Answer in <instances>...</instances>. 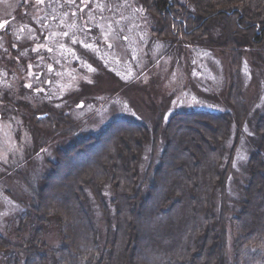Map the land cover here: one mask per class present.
Wrapping results in <instances>:
<instances>
[{
    "label": "trees",
    "instance_id": "1",
    "mask_svg": "<svg viewBox=\"0 0 264 264\" xmlns=\"http://www.w3.org/2000/svg\"><path fill=\"white\" fill-rule=\"evenodd\" d=\"M141 2L159 39L183 46L206 39L230 58L232 116L176 112L164 124L156 109L153 127L114 121L55 148L34 186L17 174L23 162L13 165L5 176L13 172L29 198L13 215L18 222L4 227L17 224L19 243L0 235L3 264H264V111L246 121L240 81L244 55L256 64L264 56V0ZM213 20L222 27L217 40ZM13 87L0 95V114L25 118L45 139L37 150L52 147L54 131L75 129L65 113L25 101ZM54 119L61 129L39 125ZM245 131L248 159L237 171L233 157ZM54 229L57 246L47 240Z\"/></svg>",
    "mask_w": 264,
    "mask_h": 264
},
{
    "label": "rangeland",
    "instance_id": "2",
    "mask_svg": "<svg viewBox=\"0 0 264 264\" xmlns=\"http://www.w3.org/2000/svg\"><path fill=\"white\" fill-rule=\"evenodd\" d=\"M22 1L32 2L25 10L28 13L20 8ZM63 1L0 0V20L8 19L6 30L0 32V66L11 65L8 72L14 69L15 73L6 79L7 87L0 85V95L16 90L13 86L24 87L20 94L25 101H41L52 111L65 113L76 126L66 136L54 131L53 123L57 129L62 124L55 119L39 124L56 134L52 147L40 151L38 145L45 139L25 118L6 112L0 120V235L13 243H19L13 232L17 224L7 230L4 227L9 219L18 222L19 214L13 215L24 211L29 198L13 172L8 173L10 178L5 176L13 165L23 162L17 174L25 185L34 186L46 174L55 148L74 143L73 138L81 134L96 136L114 121L153 127L156 109L163 112L164 124L176 112L233 114L227 104L232 83L230 58L215 44L205 39L183 46L159 39L152 32L154 20L141 7V0H72V10ZM215 21L210 23L213 40L222 35L221 24ZM257 62L244 55L240 69L250 124L258 109L264 111V56ZM23 63L31 69L27 71ZM36 87L41 93L29 95L28 89ZM235 132L232 127L229 144ZM245 134L233 157L237 171L245 169L248 159ZM51 232L47 240L57 246L55 229Z\"/></svg>",
    "mask_w": 264,
    "mask_h": 264
},
{
    "label": "flooded vegetation",
    "instance_id": "3",
    "mask_svg": "<svg viewBox=\"0 0 264 264\" xmlns=\"http://www.w3.org/2000/svg\"><path fill=\"white\" fill-rule=\"evenodd\" d=\"M21 1V0H20ZM35 1V3H38V4H40L41 3V0H34ZM24 2L25 1H22L21 2V4H20V8L22 9V11H23V13L25 14V13H28V12H25V10H26V8H27V6L28 5H30L32 2H26L25 4H24ZM63 3H64V5H70V7H68L67 9L68 10H72V0H64L63 1ZM24 5V6H23ZM32 9H35V5L33 4L32 5ZM28 10H29V8H28ZM73 13V12H72ZM10 19V18H9ZM13 20V19H12ZM0 24H3L4 25V27L3 28H0V32H2L5 28H6V26H7V24H8V19H2V20H0ZM8 29V28H7ZM6 30V29H5ZM45 35V34H44ZM44 35L42 36V37H44ZM5 36H8L7 34L5 35ZM46 36V35H45ZM47 38H48V36H47ZM44 40H46V39H44ZM34 41V40H33ZM34 45H28V47L29 48H32ZM18 47V49H20V48H25V47H21V46H17ZM27 48V47H26ZM53 50V47H51V49H50V53H51V51ZM20 52V51H19ZM33 54H35V55H37V53L34 51V52H32ZM20 54H21V52H20ZM52 54V53H51ZM35 55H30V56H35ZM36 58H32V60H35ZM8 61H9V63H10V60L8 59ZM37 62L38 63H40V60H37ZM17 64V63H16ZM18 65V64H17ZM4 66H6L4 63H3V65L2 66H0V85H3V86H8V81L6 80L7 78H11L12 79V74H15L14 73V69H11L9 72H8V70H9V67L11 66V65H8L7 67H4ZM23 66H24V68H25V63H23ZM31 65L29 64L28 66H27V68H25V69H27V71H29L30 69H31ZM16 69H18V68H16ZM33 71H35L34 69H33ZM19 84V83H18ZM20 85V84H19ZM36 88H38V87H36ZM34 89V88H32V89H30V91L32 92V94H34L35 95V93H41V92H38L39 90H40V88H38V89ZM17 89L18 90H21V91H23V87H19L18 88V86H17ZM29 90V89H28ZM6 91H8V90H6ZM0 105H4V102H2V100L0 99ZM3 118V116H2V114H0V120Z\"/></svg>",
    "mask_w": 264,
    "mask_h": 264
},
{
    "label": "snow or ice",
    "instance_id": "4",
    "mask_svg": "<svg viewBox=\"0 0 264 264\" xmlns=\"http://www.w3.org/2000/svg\"><path fill=\"white\" fill-rule=\"evenodd\" d=\"M4 27V25L3 24H0V28H3Z\"/></svg>",
    "mask_w": 264,
    "mask_h": 264
}]
</instances>
